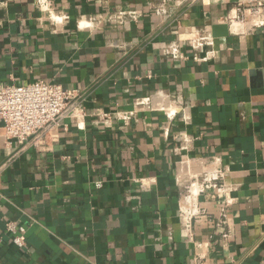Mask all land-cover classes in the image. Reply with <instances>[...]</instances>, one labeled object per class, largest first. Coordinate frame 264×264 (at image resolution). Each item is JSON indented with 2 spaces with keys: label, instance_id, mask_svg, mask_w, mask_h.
Masks as SVG:
<instances>
[{
  "label": "crops",
  "instance_id": "crops-1",
  "mask_svg": "<svg viewBox=\"0 0 264 264\" xmlns=\"http://www.w3.org/2000/svg\"><path fill=\"white\" fill-rule=\"evenodd\" d=\"M48 1L55 19L0 0V86L59 83L87 115L47 151L0 121V264H264V28L231 25L246 0ZM150 96L176 116L136 106ZM217 169L225 191L197 193Z\"/></svg>",
  "mask_w": 264,
  "mask_h": 264
},
{
  "label": "built area",
  "instance_id": "built-area-1",
  "mask_svg": "<svg viewBox=\"0 0 264 264\" xmlns=\"http://www.w3.org/2000/svg\"><path fill=\"white\" fill-rule=\"evenodd\" d=\"M38 7L51 14L55 19L54 7L51 1L37 0ZM53 13V14H52ZM118 20L136 19V12L121 11L116 14ZM238 23L248 25L256 31L264 28V0H246L237 7V14L231 20V25ZM199 42V41H198ZM209 43H212L211 40ZM204 40L200 41V45ZM208 57V56H207ZM206 58V57H205ZM77 90L65 88L62 84L46 80H38L25 85H2L0 86V121L3 122L5 133L4 139L8 145L17 142L22 148L36 147L42 151L51 150L60 137V130L64 121L72 119L80 126V119L87 113L79 102ZM153 98L146 97L136 102V106L146 107L148 110L166 112L169 117H174L177 111L167 110L164 106H155ZM100 122L105 125L113 124L117 119L131 120L134 111L124 114L117 112H94ZM225 170L217 169L203 173L202 184L197 182L198 192L214 189L218 194L225 191V185L221 182L225 177ZM194 184L188 188V200L197 193L193 192ZM227 204V203H226ZM225 209H223V212ZM225 217L223 214L222 218ZM226 223L224 218L219 226ZM7 230L12 234L13 243L24 249L27 246V228L18 222H7ZM223 237L229 238L224 232ZM195 264H203L198 257Z\"/></svg>",
  "mask_w": 264,
  "mask_h": 264
},
{
  "label": "water",
  "instance_id": "water-1",
  "mask_svg": "<svg viewBox=\"0 0 264 264\" xmlns=\"http://www.w3.org/2000/svg\"><path fill=\"white\" fill-rule=\"evenodd\" d=\"M213 34L215 37L228 36L229 35V25L228 24H218L213 28Z\"/></svg>",
  "mask_w": 264,
  "mask_h": 264
},
{
  "label": "bare ground",
  "instance_id": "bare-ground-1",
  "mask_svg": "<svg viewBox=\"0 0 264 264\" xmlns=\"http://www.w3.org/2000/svg\"><path fill=\"white\" fill-rule=\"evenodd\" d=\"M236 24H238V23H236ZM237 28H239V26H238ZM194 188H195V187H193V190H194ZM196 188L198 189V187H196ZM198 191H199V189H198ZM198 191H197V192H198Z\"/></svg>",
  "mask_w": 264,
  "mask_h": 264
}]
</instances>
